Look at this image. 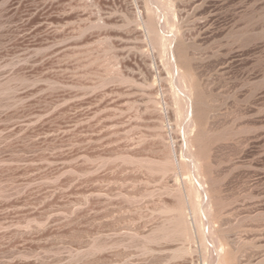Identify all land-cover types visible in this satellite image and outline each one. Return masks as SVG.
Returning a JSON list of instances; mask_svg holds the SVG:
<instances>
[{
  "label": "rangeland",
  "instance_id": "374dc122",
  "mask_svg": "<svg viewBox=\"0 0 264 264\" xmlns=\"http://www.w3.org/2000/svg\"><path fill=\"white\" fill-rule=\"evenodd\" d=\"M0 264H264V0H0Z\"/></svg>",
  "mask_w": 264,
  "mask_h": 264
},
{
  "label": "bare ground",
  "instance_id": "6f19581e",
  "mask_svg": "<svg viewBox=\"0 0 264 264\" xmlns=\"http://www.w3.org/2000/svg\"><path fill=\"white\" fill-rule=\"evenodd\" d=\"M168 42V41H167ZM171 47V46H170ZM180 77V76H179ZM184 79V78H183ZM180 82V81H179ZM185 93V92H184ZM189 94V93H188ZM185 95H187V94H185ZM206 193V192H205ZM208 196V195H207Z\"/></svg>",
  "mask_w": 264,
  "mask_h": 264
}]
</instances>
